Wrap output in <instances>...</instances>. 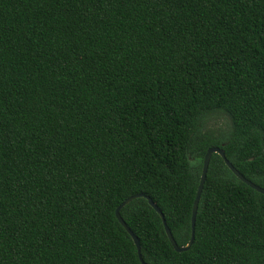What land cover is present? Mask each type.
I'll return each mask as SVG.
<instances>
[{"label": "trees", "instance_id": "obj_1", "mask_svg": "<svg viewBox=\"0 0 264 264\" xmlns=\"http://www.w3.org/2000/svg\"><path fill=\"white\" fill-rule=\"evenodd\" d=\"M211 147L264 189V0H0V264H141L139 194L186 246ZM119 213L146 264H264V195L218 154L187 251Z\"/></svg>", "mask_w": 264, "mask_h": 264}, {"label": "water", "instance_id": "obj_2", "mask_svg": "<svg viewBox=\"0 0 264 264\" xmlns=\"http://www.w3.org/2000/svg\"><path fill=\"white\" fill-rule=\"evenodd\" d=\"M213 154H218L224 161L225 165L227 166V168L234 174V176L240 180L242 183L246 184L248 187H250L251 189L255 190L256 192L263 194L264 195V189L259 188L258 186L254 185L253 183H251L250 181L246 180L233 166L232 164L225 158L224 152L217 148V147H211L206 151V154L204 156L203 159V166H202V173H201V177H200V182H199V186L197 189V194L193 203V207H192V215H191V237L189 242L187 243L186 246L184 247H178L175 240L172 237V234L169 230V228L166 225V222L164 220L163 214L160 212V210L156 207V205L146 196L144 195H135V196H131L128 199H126L125 201L122 202V204L116 209L115 212V217L117 219V221L119 222V224L125 229V231L129 234V236L132 238L135 247L137 249V254H138V258L141 264H146L143 262L141 255H140V245H139V241L138 239L134 236V234L129 230V228L126 226V224L124 223V221L122 220L119 211L126 206L127 204H129L131 201L139 198V197H143L147 200L148 204L157 212V214L159 215V217L162 220V224H163V228L165 231V234L167 236V239L169 241V243L171 244L172 248L176 251V252H185L187 251L194 240V229H195V219H196V214H197V209H198V203H199V199H200V195L202 193V189H203V185L206 179V174H207V170H208V166H209V162L211 159V156Z\"/></svg>", "mask_w": 264, "mask_h": 264}, {"label": "rangeland", "instance_id": "obj_3", "mask_svg": "<svg viewBox=\"0 0 264 264\" xmlns=\"http://www.w3.org/2000/svg\"><path fill=\"white\" fill-rule=\"evenodd\" d=\"M212 125L214 127H220V128L224 126L222 120H216Z\"/></svg>", "mask_w": 264, "mask_h": 264}]
</instances>
